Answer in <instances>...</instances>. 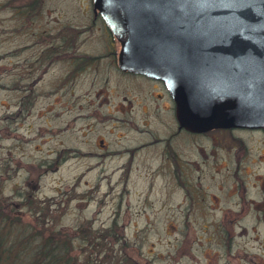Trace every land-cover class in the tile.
<instances>
[{
  "label": "rangeland",
  "instance_id": "374dc122",
  "mask_svg": "<svg viewBox=\"0 0 264 264\" xmlns=\"http://www.w3.org/2000/svg\"><path fill=\"white\" fill-rule=\"evenodd\" d=\"M91 5L89 0H0V206L3 196L16 201L21 198L18 189L25 186L24 169H32L34 179L43 173L39 179L41 192L50 198L61 197L58 189L72 191L74 197L70 208H62L61 201L52 208H0L2 214L12 212L10 243L55 231L61 236L63 233L62 243L65 237L72 243L68 242L69 257H77L73 262L76 264H264V208H221L234 198L230 196L234 181L229 175L235 164L229 160L230 149L222 150L214 139L191 140L205 149L197 150L192 157L207 156L210 163L199 166L200 171L196 165H182L188 176L178 178V190L169 180L166 183L162 177H146L144 171H129L125 164L94 165L80 158V135L87 122L82 119L80 95L85 86L90 94L88 100L93 98L98 103L93 94L104 85L105 75L101 73L95 80L92 71L87 70L76 76L75 87L62 86L58 82L67 76L69 63L56 61L46 68L43 57L38 64L36 56L46 50L54 58L56 52L46 47L62 43L109 46L111 40L102 24L93 21ZM30 75L35 78L33 84L28 83L31 80L21 81L22 76ZM37 79L40 80L36 82ZM113 100L121 102V95L114 93ZM91 111L88 108L86 112ZM102 117L104 125L93 119L88 121L95 126L97 135L105 136L111 145L123 132L115 122L121 116L110 118L104 112ZM132 121L141 124L135 115ZM94 139L91 133L87 151H97ZM243 140L248 152L247 165L242 167L247 195L264 198V135L253 132ZM181 147L189 156L194 151H188L185 144ZM68 149L76 153L68 154ZM213 152H217L216 157ZM56 153H62L65 160L46 171L42 165L47 161L52 166ZM100 173L108 179L112 177L114 182L119 180L111 199L121 207L78 208L80 193L95 187ZM180 181L185 183L183 187ZM32 185L24 189L32 190ZM102 189L107 190L105 181ZM198 195L203 199H198ZM176 204L178 208H174ZM86 218H94L96 227L101 226L103 231L111 230L116 221L118 236L111 231L107 240H99L103 249L95 259V255L89 256L88 247L79 236L78 226ZM74 236L72 242L70 238ZM26 244L10 246L21 256L2 259L0 264H19L20 259H29L24 254L30 246ZM29 254L33 256V252Z\"/></svg>",
  "mask_w": 264,
  "mask_h": 264
},
{
  "label": "water",
  "instance_id": "95a60500",
  "mask_svg": "<svg viewBox=\"0 0 264 264\" xmlns=\"http://www.w3.org/2000/svg\"><path fill=\"white\" fill-rule=\"evenodd\" d=\"M121 69L159 79L178 123L264 130V0H93Z\"/></svg>",
  "mask_w": 264,
  "mask_h": 264
},
{
  "label": "flooded vegetation",
  "instance_id": "af4514ba",
  "mask_svg": "<svg viewBox=\"0 0 264 264\" xmlns=\"http://www.w3.org/2000/svg\"><path fill=\"white\" fill-rule=\"evenodd\" d=\"M89 1H91L92 4L93 21L95 24L96 22L102 24L106 35L111 40L109 46H77L76 43H62L59 46L46 47L56 52L54 58L52 55H48V52L45 50L46 48L41 56H36V62L38 64L43 57L42 60L46 68L56 61L62 64L69 63L67 66V68H69L67 76L62 77L58 82L62 86L74 84L75 87L76 83L74 80L77 79L76 76L85 73L87 70L92 71L95 80L101 77V73L105 75L103 81L104 85L93 94L96 96L98 103H94L92 100L93 98L88 100L90 94L86 92L85 86L83 93L80 95L82 101L81 110L84 112L82 113V119L84 122L85 120L87 121L80 135L81 140L79 143L82 144L78 151L80 158L94 165H104L107 163L125 164L128 166L129 171H144L146 172V177H150V175L162 177L166 183L167 180H169L168 183L178 190V178L180 176H188L182 169V165H196L197 170L200 171L198 169L199 166L210 163L209 157L207 156L200 159L192 157L198 153L197 150L205 152V149L191 140L198 141L203 138H211L215 140L217 145L221 146L222 150L230 149L231 152L228 154L229 160L233 161V165L235 164L229 175L234 181L231 190L232 194H230V196L234 198L231 202L229 201V205L221 208H264V198L260 197L256 199L249 197V194V196L247 195V185L245 179L242 177L244 173L242 167H246V161L248 159L247 146L243 138L245 136H250L253 132L264 135V130L245 127H213L208 130L195 131L181 126L177 119L176 101L163 81L144 74L133 73L121 69L119 65L121 46L111 33L101 14L94 11L93 0ZM28 67L34 69L31 65H28ZM34 79L33 75L22 76L21 81L31 80V82L28 83L33 84ZM39 80L40 79H37L36 82ZM114 93L121 95V102H114ZM88 108H92L93 111L86 112ZM104 112L108 114L110 118L117 117L118 115L121 116V118L115 120V122L117 123L116 127L121 128L123 132L117 136L116 142L111 143V145L107 142L105 136L97 135L95 126L91 121H88L93 119L98 121V124H106L102 117ZM134 115L141 124L133 123L132 117ZM91 133L95 136L94 145L97 151L86 150V145ZM183 144L188 146V151L194 150L190 151L191 156L185 153V148L181 147ZM75 153V150L71 151L68 149V154L73 155ZM62 155V153H56V158H52L53 161L51 165H53L50 166V163L46 161L42 167H46V171L51 170V168L62 160H65V158H62ZM213 156L216 157L217 152H213ZM67 158L68 157H66V159ZM47 163L49 167H47ZM4 170V176H6L8 173L7 168L4 167ZM30 171H32V169ZM30 171L29 169L27 171L24 169L26 174L24 173L25 176H23L22 182L25 183L26 187L30 186V183H33L32 190L26 191L24 189L25 186H23L22 189H18V195L21 197L18 201L12 198L7 199L3 196L0 208H35L36 206V208H44L43 205L52 208V205H56L60 201L62 203V208H70L72 201H74L72 191L62 192L58 189L57 191L61 197L50 198V196L41 192L42 187L39 179H41L43 173H39L38 178L34 179L31 177L34 174ZM97 177L98 180L95 187H90L89 191L80 193V205H77V207L120 208V204L118 205L119 202L114 201L113 203L111 199V197L114 199L116 195L115 193L119 180L114 182L112 177L108 179V176H102V173ZM8 180V178H4V181ZM103 181H105L107 187L105 191L102 189ZM258 181L259 180H256V182ZM86 183L88 182L86 181ZM184 184L185 183L181 181L179 182L180 187H183ZM152 186H155L154 182L151 183V187ZM252 188L256 187L252 186ZM254 193L258 194V191ZM99 194L103 197L102 199ZM198 199H203V197L198 195ZM96 201L98 205L92 206V203ZM193 207L198 208L195 204H193ZM174 208H178V205L176 204ZM213 208L217 207L215 206ZM115 224L116 221H114L113 226H111L114 230L111 228L109 231H103L101 226L96 227L94 218H86L84 222L78 226L79 236L84 245L88 247L89 256L95 255L93 258H98L99 252L103 249L102 242L99 240H107L111 231H114V233L111 234H114L115 237L118 236V234H116L117 230ZM74 238L75 236L73 239L70 238V240L73 242ZM112 252L111 248V253Z\"/></svg>",
  "mask_w": 264,
  "mask_h": 264
},
{
  "label": "trees",
  "instance_id": "16d2710c",
  "mask_svg": "<svg viewBox=\"0 0 264 264\" xmlns=\"http://www.w3.org/2000/svg\"><path fill=\"white\" fill-rule=\"evenodd\" d=\"M10 211H3L2 214V210H0V263H3L1 261L2 259L7 260L14 257V255L16 258L20 257L21 253L14 248L9 249V247H14L16 243L24 242L27 243L26 245H30L27 252L24 253H27L29 259H20L21 261H19V264H76L73 262L77 261V257H69L70 249H68V242L70 241L65 237V241L62 243L60 240L63 233L61 236L60 232L52 231L48 234L40 232L36 235H27L28 239L26 241H13L10 243L8 240V234L11 223H14V219H12L11 216L12 212ZM34 244H37L35 248L33 246ZM70 244L72 243L70 242ZM5 246L8 248L5 249ZM30 248L32 250H30ZM29 252H31V255L33 252L34 259L32 258L33 256H29Z\"/></svg>",
  "mask_w": 264,
  "mask_h": 264
}]
</instances>
